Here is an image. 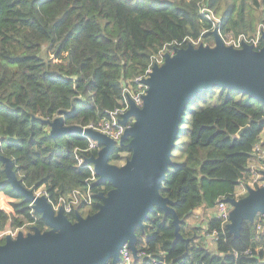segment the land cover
<instances>
[{
	"label": "trees",
	"instance_id": "16d2710c",
	"mask_svg": "<svg viewBox=\"0 0 264 264\" xmlns=\"http://www.w3.org/2000/svg\"><path fill=\"white\" fill-rule=\"evenodd\" d=\"M262 28L264 0H0V152L13 160L26 187L42 188L53 200L91 186L93 204L79 212L92 214L99 193L113 185L90 181L87 162L79 164L77 156L85 160L98 151L88 150L81 134L52 137L47 120L63 111L66 125L96 124L163 49L177 42L213 45L214 29L254 38ZM263 43L261 38L257 49ZM263 132L262 102L224 86L198 94L179 121L161 188L181 219V237L172 215L155 207L136 230L138 250L167 264H264L254 223L245 221L234 237L216 216L209 218L205 232L215 236L210 249L188 222L196 208L213 209L235 197ZM127 153L125 141L110 161L120 164ZM7 179L0 160V193L10 198V208L0 207V231L26 224L31 230L33 222L49 229ZM69 218L75 221L76 212Z\"/></svg>",
	"mask_w": 264,
	"mask_h": 264
},
{
	"label": "water",
	"instance_id": "95a60500",
	"mask_svg": "<svg viewBox=\"0 0 264 264\" xmlns=\"http://www.w3.org/2000/svg\"><path fill=\"white\" fill-rule=\"evenodd\" d=\"M214 44L188 43L175 53H165L164 62L155 63L143 80L148 86L139 107L128 97L130 107L121 123L128 126L119 145L128 142L131 154L124 164L110 161L117 146L114 139L79 124L66 125L63 111L47 120L51 136L86 134L100 144L96 156L87 160L94 165L98 182L113 187L99 193L98 210L86 216L76 213L72 221L63 211L56 212L47 196L26 187L13 169V160L0 152L7 181L40 214L49 229L19 232L0 242V264H118L121 249L127 244L138 258L137 228L155 207L171 214L176 237H181L180 222L173 201L161 193L162 182L173 163L172 149L179 132V121L190 102L200 93L216 87L233 88L264 104V43L260 49L243 41L241 47L227 45L218 29ZM264 42V32L261 33ZM246 128L237 133L239 137ZM232 206L227 228L239 237L245 221L254 222L264 214V186L249 189L240 199L228 197Z\"/></svg>",
	"mask_w": 264,
	"mask_h": 264
},
{
	"label": "built area",
	"instance_id": "2783aa9c",
	"mask_svg": "<svg viewBox=\"0 0 264 264\" xmlns=\"http://www.w3.org/2000/svg\"><path fill=\"white\" fill-rule=\"evenodd\" d=\"M203 11L205 12L207 11L208 18H213V15L210 10L204 9ZM262 32H264V28L260 29L257 36L254 38H246L245 36L240 35L231 40H228V41L224 40V41L227 45H233L236 48L241 47L243 41L249 44H252L254 45V47L257 48L259 45V41L261 39ZM180 44H181L180 42L175 43V45L168 51V53L173 55L175 53V49L180 47ZM193 44L197 46L195 43ZM163 50L159 53V55L155 57L154 61L152 62L150 67L147 69L146 73L143 76H139L135 79L137 86L135 88H133V86H130L124 89L123 97L120 101L119 106L109 111L108 115L105 116L98 123L96 124L91 123L83 127L92 128L103 134H106L107 136L114 139L117 145H119V142L126 128L128 126H131L134 121V118H131L129 119V122L127 125H124L121 123L123 115L127 112V110L130 107L128 97H131L134 100V102L137 104V106L139 107L143 106V95L147 92V89H148V86L143 83V80L149 76L150 72L152 71V67L155 63H158L160 65L164 62V59H165L164 55L167 52ZM81 135L87 138L89 141L88 150L98 151L100 149L101 146L96 140H94L93 138L89 137L86 134H81ZM77 158H78L79 164L87 162V160L90 159V158H86L84 160V158L80 156H77ZM121 163H122V160L120 161L119 165H121ZM87 165L91 173L89 180L94 181L98 179L95 169H94V165L92 163L89 164L88 162H87ZM246 173H247L246 176L242 178L239 186L237 187L236 194L234 197L236 199H240L244 197L245 195H247L250 188L257 189V188L264 186V136L261 137L260 141L253 148L251 158L248 162ZM35 192L37 195L47 196L49 202L53 206V209L56 212H58V210L60 209H63V211L68 217L73 212H76V213L79 211L87 212L88 210H90L93 204V190L91 186H88L85 189H74L67 194L60 195L56 200H53L48 195V193L45 192L42 188L35 190ZM216 207H217V212L215 216L219 220H221L223 225L228 226V224L230 223V212L232 210L231 204L227 202V199H223L217 203ZM81 212L79 213L81 214ZM253 223L255 225V239H254L255 242L264 243V214L259 213L256 216ZM33 226H36L34 222L31 223V230ZM31 230L28 228H24V226H22L15 230L8 228L6 230L0 231V242L5 240V238L8 235L12 237H16V235L21 231L24 233H27ZM209 235H212V234H209ZM120 255H121L120 261L118 264H146V262H148V264H160V263L167 264L165 260L157 259L156 257H153L151 254L147 253L144 250H138L139 257L135 258L131 250L128 248L127 244L121 249ZM159 255L165 257L166 254L163 251H160Z\"/></svg>",
	"mask_w": 264,
	"mask_h": 264
},
{
	"label": "rangeland",
	"instance_id": "374dc122",
	"mask_svg": "<svg viewBox=\"0 0 264 264\" xmlns=\"http://www.w3.org/2000/svg\"><path fill=\"white\" fill-rule=\"evenodd\" d=\"M206 16H207V11H206ZM208 17V16H207ZM224 40L228 41V40H231L233 38H236L234 37L233 35H225L223 36ZM170 50V48H165V50L163 51H166L168 52ZM161 65V64H160ZM130 155L127 153L125 154V157H129ZM125 163V159L122 160V163L121 164H124ZM10 198L7 197L5 194L3 193H0V207H4V208H10ZM204 209H200L199 212H196L195 214L198 215V218L196 219V222L194 224H196L195 226H197L199 228V232L204 235L206 238L207 236L208 239H205V242L207 244V246L210 248V249H213L214 248V235H209L205 232V228L207 227V223H208V220L210 217H213L214 215H216V212H217V207L216 208H213V209H209L208 211H205ZM190 226H193V225H190ZM8 228H11L10 226L7 227ZM24 228H28L29 229V225L26 224L24 225ZM203 232V233H202Z\"/></svg>",
	"mask_w": 264,
	"mask_h": 264
},
{
	"label": "crops",
	"instance_id": "0c3cea01",
	"mask_svg": "<svg viewBox=\"0 0 264 264\" xmlns=\"http://www.w3.org/2000/svg\"><path fill=\"white\" fill-rule=\"evenodd\" d=\"M262 136H264V132H263V135ZM200 209H204L203 207H198V208H196L195 209V211H194V214H193V216L188 220V222H189V225H193V226H195L196 224H194L195 222H196V219L198 218V215H196L195 213L196 212H199L200 211ZM205 211H208L209 209H204ZM204 211V212H205ZM215 216V215H214ZM211 218V217H210ZM195 227H197V226H195ZM203 233V232H202ZM201 234V233H200ZM203 237V241L202 242H204V245H206L207 246V244H206V242H205V239H208V237L209 236H207V238L204 236V235H202L201 234V238ZM215 237V236H214ZM214 239V238H213ZM208 240H210V239H208ZM208 247V246H207ZM214 247H215V243H214Z\"/></svg>",
	"mask_w": 264,
	"mask_h": 264
}]
</instances>
